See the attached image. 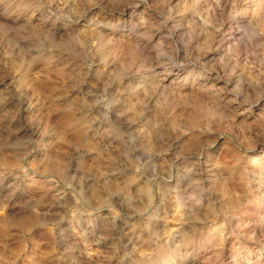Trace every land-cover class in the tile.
I'll return each mask as SVG.
<instances>
[{
	"label": "rangeland",
	"instance_id": "obj_1",
	"mask_svg": "<svg viewBox=\"0 0 264 264\" xmlns=\"http://www.w3.org/2000/svg\"><path fill=\"white\" fill-rule=\"evenodd\" d=\"M237 2L148 0L138 36L145 3L116 0L115 28L85 10L82 50L23 73L0 58V90L24 77L0 96V145L49 126L0 146V264H264V0L230 18ZM29 15L0 6V30Z\"/></svg>",
	"mask_w": 264,
	"mask_h": 264
},
{
	"label": "clouds",
	"instance_id": "obj_2",
	"mask_svg": "<svg viewBox=\"0 0 264 264\" xmlns=\"http://www.w3.org/2000/svg\"><path fill=\"white\" fill-rule=\"evenodd\" d=\"M145 3V11L138 18L129 22L131 24V33L138 36H144L145 33L152 26L151 22L154 18L153 5L148 3V0H143ZM54 0H27L26 3L21 0H0V6H3L5 15H12L16 10L25 8L30 10V15L27 17L26 22L23 25L16 27L5 25L0 30V58L3 59L5 67L11 64V68L18 73L26 72L27 66L31 60H35L41 57L45 52H52L61 47L76 51L78 48L81 50L79 39V32L76 29L81 18L85 14V10L98 9L99 11L93 14L92 19L86 21V26L89 30L100 29V28H115L120 21L113 23L112 12L117 6L116 0H71V3H63V0L59 4H55L56 11H51ZM233 11L229 13L230 18L236 15L244 14V9L250 7L247 4V0H239V2L231 5ZM264 8V3L260 5ZM64 8H70L68 13L63 11ZM48 9L49 14H45L42 10ZM235 9H240V12H236ZM37 12H41L39 23L34 24L32 17ZM163 23V22H161ZM63 29V35L57 38L59 29ZM243 43L247 44V40ZM91 45V42H89ZM91 50V47L89 48ZM90 67V65H89ZM16 85V91L11 92L9 86L5 85L4 89L0 90V96L7 99L8 96H19L23 95L21 91L24 86V77L21 74L13 82ZM228 117L221 114V119H227ZM31 124V122H29ZM11 126L9 125V128ZM34 128L33 139L29 136L23 144L19 141L10 143L9 139L14 134V131H8V136L2 138V146L5 150L7 149H18L20 147H27L29 144L39 145L40 141L49 132V126L40 125L39 123L32 125ZM204 132L210 131L205 126ZM38 133V135H37Z\"/></svg>",
	"mask_w": 264,
	"mask_h": 264
}]
</instances>
